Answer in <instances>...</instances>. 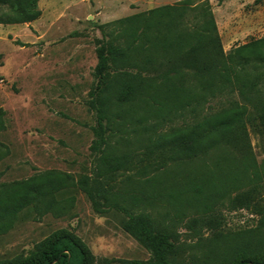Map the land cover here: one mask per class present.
<instances>
[{"label":"rangeland","instance_id":"obj_1","mask_svg":"<svg viewBox=\"0 0 264 264\" xmlns=\"http://www.w3.org/2000/svg\"><path fill=\"white\" fill-rule=\"evenodd\" d=\"M202 1L39 0L41 15L36 20L0 24V211L20 198L17 182H37L38 175L45 172L87 177L92 194L73 187L56 194L65 204L58 214L39 215L28 207L11 221L0 218V223L8 225L0 231V264L29 256L58 230L72 234L88 249L91 264L151 261V252L128 227V216L114 208L106 209L103 198L117 190L121 196L125 190L126 194L137 190L138 195H146L149 189L143 182L147 176H132L133 171H119L112 180L98 174L104 143L100 150L93 147L99 139L94 132L100 80L96 74L97 49L108 41H124L127 34L120 31L129 25L119 22L122 19L163 5L184 2L194 6ZM208 1L218 12L216 20L221 19L219 31L226 52L264 36V0ZM6 11L7 7L0 5V15ZM225 16L231 20L229 25ZM241 27L248 31L246 35H241ZM144 109L141 107L140 117L146 120L141 125L151 122ZM138 134L143 135L126 125V131L116 132L108 143L120 148L140 146L146 141ZM244 141L253 159L241 157V161L264 170L262 127L248 125ZM225 153L235 156L238 161L234 163H239L235 150ZM217 155L196 161L188 169L212 168ZM133 178L134 183L130 182ZM242 179L245 183L252 180V169ZM241 191L225 194L217 190L210 199L204 197L207 202L192 199L172 205L164 198L146 209L172 226L179 245L175 264H222L246 253L264 258V181L253 184L248 199L238 196ZM94 201L105 209L96 210ZM207 205L212 209L207 212L206 225H202L199 215ZM192 220H198L194 229L190 227Z\"/></svg>","mask_w":264,"mask_h":264},{"label":"trees","instance_id":"obj_2","mask_svg":"<svg viewBox=\"0 0 264 264\" xmlns=\"http://www.w3.org/2000/svg\"><path fill=\"white\" fill-rule=\"evenodd\" d=\"M38 2L0 0V5L7 7L0 15V24L36 20L41 15ZM192 4L163 5L122 19L119 22L129 25L120 31L127 34L124 41H108L97 49L96 74L100 80L94 132L99 139L93 147L100 150L104 143L98 174L112 180L119 171H133L132 176H147L143 182L149 189L146 195H138L137 190L127 194L125 190L122 196L119 190L103 195L106 209L125 213L128 227L152 255L148 263L132 260L125 264H175L179 245L172 226L146 210L154 208L157 201L166 198L172 205L192 199L207 202L217 190L226 194L234 189H243L238 196L248 199L253 184L264 181V170L241 161V157L253 159L244 141L248 125L261 126L264 132V36L226 52L209 1ZM141 107L151 118L146 125H141L146 120L140 117ZM126 125L143 134L146 143L110 147V138L126 131ZM233 150L240 155H236L239 163H234L238 161L235 156L225 153ZM216 153L218 160L212 168L206 165L195 172L188 169L190 164ZM250 169L253 179L245 183L242 176ZM36 179L15 184L21 196L12 207L0 211V218L11 221L28 207L39 215L58 214L65 204L56 194L73 187L92 195L87 177L51 171ZM130 182L136 181L133 178ZM217 183L222 184L216 187ZM94 207L105 209L96 201ZM211 209L207 205L199 215L202 225H206ZM197 221H190L192 229ZM7 228L0 223V231ZM8 264L91 261L88 249L79 240L58 230L42 240L32 254L18 256ZM222 264H264V258L246 253Z\"/></svg>","mask_w":264,"mask_h":264},{"label":"crops","instance_id":"obj_3","mask_svg":"<svg viewBox=\"0 0 264 264\" xmlns=\"http://www.w3.org/2000/svg\"><path fill=\"white\" fill-rule=\"evenodd\" d=\"M214 13H215V17H216V15H217V13H218L216 9H215V12H214ZM224 19L227 21V24L231 21V20L228 18V16H225ZM251 20H252V19H251ZM216 21H217V24H218V28H219V30L221 31V25H222L221 19H217ZM228 25H229V24H228ZM241 30H242V31H241V35H243V34L246 35V34L248 33V31L246 32V29H244V27H243V28L241 27Z\"/></svg>","mask_w":264,"mask_h":264}]
</instances>
